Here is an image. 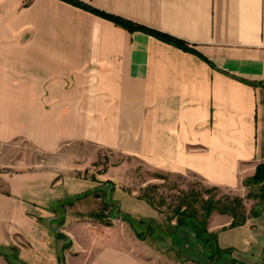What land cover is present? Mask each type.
Returning a JSON list of instances; mask_svg holds the SVG:
<instances>
[{
	"label": "crops",
	"instance_id": "crops-1",
	"mask_svg": "<svg viewBox=\"0 0 264 264\" xmlns=\"http://www.w3.org/2000/svg\"><path fill=\"white\" fill-rule=\"evenodd\" d=\"M81 1L196 51L66 0H0V141L20 137L51 156L0 173V249L14 247L15 264H197L171 247L76 246L74 226H100L67 216L63 246L52 206L111 178L110 167L79 174L100 148L246 189L264 159V0ZM211 216L229 257L264 264V207L237 225ZM0 264L11 263L0 254Z\"/></svg>",
	"mask_w": 264,
	"mask_h": 264
},
{
	"label": "rangeland",
	"instance_id": "rangeland-1",
	"mask_svg": "<svg viewBox=\"0 0 264 264\" xmlns=\"http://www.w3.org/2000/svg\"><path fill=\"white\" fill-rule=\"evenodd\" d=\"M51 156L45 155L43 152L35 148L29 141L23 138H15L6 141H0V173L12 171L21 168H32L45 163L44 158ZM115 165V167H114ZM110 167V168H109ZM109 168L111 178H103L100 181H111L113 188L111 197L118 202L121 212L129 213L133 217H149L155 222L157 229L163 231L169 230V220L167 216L170 213L167 206L175 202V197L181 192L197 189L204 191L212 185L204 183L199 177L191 172L186 173H166L165 177L155 175L156 170L148 168L139 159L131 156H125L117 152L110 151L105 148H100L98 156L87 168L80 171L79 174L84 176L96 175L103 173ZM153 185V186H151ZM151 186V187H150ZM257 185L249 184L246 189H225L223 187L212 188L210 192L215 196L228 194L239 195L242 197L246 210H249L255 199L246 196L247 190H257ZM148 189V194L155 201L157 208L152 207L137 200H130L131 197H141L142 191ZM100 199L91 194L76 200L73 204L66 205L65 216L71 219H87L94 223H98L100 227L88 228L74 226L71 230L75 236V245L77 243L84 247H170V236L163 237L160 242L154 236H148L142 239L131 230L127 221L119 217L112 218L114 226H104L103 223L90 219L88 216L81 215L91 208L99 206ZM146 201V200H145ZM81 213V214H80ZM213 218L208 219V228L213 230ZM212 224V225H210ZM217 224V223H216ZM51 225L58 228L57 221H51ZM212 226V228L210 227ZM133 231V232H132ZM66 239H59V243H63ZM141 240L142 242H140Z\"/></svg>",
	"mask_w": 264,
	"mask_h": 264
},
{
	"label": "trees",
	"instance_id": "trees-1",
	"mask_svg": "<svg viewBox=\"0 0 264 264\" xmlns=\"http://www.w3.org/2000/svg\"><path fill=\"white\" fill-rule=\"evenodd\" d=\"M66 1L85 7L129 30L140 29L183 49L196 51L186 40L180 37L115 14L107 13L81 0ZM155 175L162 178L165 177L163 173H155ZM92 177L95 178L94 175ZM96 180L99 181V184L93 188L75 193L67 198L58 199L53 203L52 211L55 214L54 220L57 221L58 226L63 223L66 205L73 204L76 200H80L91 194L100 199L98 202L99 206L91 208L85 213H80L81 215L88 216L105 225L112 224V218L119 217L127 221L131 229L142 239H146L150 235L160 242L163 237L170 236V247L182 256L183 259L193 260L197 264H238L234 259L229 257L230 249L221 248L218 244L215 231L208 228V219L214 211L229 214L231 216L229 224L237 225L243 223L249 215L258 214L264 207V159L256 164L253 174L242 180V184L246 187L249 184L258 186L257 190H247L246 196L255 199L249 210H246L243 199L239 195L231 196L223 194L216 197L215 194L208 193L212 188L216 189L218 186L212 185L209 189L205 188L206 195H203L200 190L192 189L191 191L181 192L176 195L175 202L167 206V210L170 212L167 216L170 222L168 225L169 230L167 231L157 229L152 218H136L129 213L121 212L117 200L111 197L113 188L111 181L107 179L104 181ZM141 196L152 207H158L156 201L149 196L148 189L142 191ZM54 233L57 238L66 239L63 246L69 243L67 235L58 228H54ZM0 254L5 256L11 264H15L18 260L14 247H11L9 252L0 249Z\"/></svg>",
	"mask_w": 264,
	"mask_h": 264
}]
</instances>
